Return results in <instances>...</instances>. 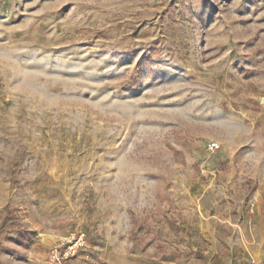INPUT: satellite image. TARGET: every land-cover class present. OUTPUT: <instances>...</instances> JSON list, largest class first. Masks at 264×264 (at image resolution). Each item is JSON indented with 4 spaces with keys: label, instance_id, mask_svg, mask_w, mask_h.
Instances as JSON below:
<instances>
[{
    "label": "rangeland",
    "instance_id": "1",
    "mask_svg": "<svg viewBox=\"0 0 264 264\" xmlns=\"http://www.w3.org/2000/svg\"><path fill=\"white\" fill-rule=\"evenodd\" d=\"M264 264V0H0V264Z\"/></svg>",
    "mask_w": 264,
    "mask_h": 264
},
{
    "label": "built area",
    "instance_id": "2",
    "mask_svg": "<svg viewBox=\"0 0 264 264\" xmlns=\"http://www.w3.org/2000/svg\"><path fill=\"white\" fill-rule=\"evenodd\" d=\"M84 242L85 237L83 235L76 243H72V241L69 240L68 243L55 246L49 255L50 264H68L69 258L76 254L77 250Z\"/></svg>",
    "mask_w": 264,
    "mask_h": 264
}]
</instances>
